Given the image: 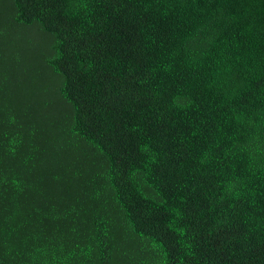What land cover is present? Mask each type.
I'll use <instances>...</instances> for the list:
<instances>
[{"label":"trees","instance_id":"16d2710c","mask_svg":"<svg viewBox=\"0 0 264 264\" xmlns=\"http://www.w3.org/2000/svg\"><path fill=\"white\" fill-rule=\"evenodd\" d=\"M0 264H264V0H0Z\"/></svg>","mask_w":264,"mask_h":264},{"label":"rangeland","instance_id":"374dc122","mask_svg":"<svg viewBox=\"0 0 264 264\" xmlns=\"http://www.w3.org/2000/svg\"><path fill=\"white\" fill-rule=\"evenodd\" d=\"M14 39H15L16 45L20 46V49L18 50V53L20 54L21 47L26 44V40H25V38L20 37V36H16V38H14ZM41 50H42L41 46L34 45V44H33L32 48H31V46L24 47L21 51V54L24 55L23 56L24 59H23V63L20 65V67H22V65H24V67L27 66V68H30L31 70L35 71L36 66L38 64V61H39L37 56L41 53ZM27 59H28L30 64H27Z\"/></svg>","mask_w":264,"mask_h":264}]
</instances>
